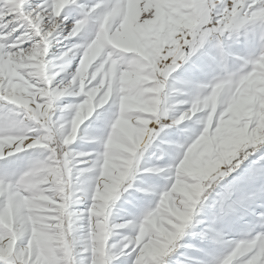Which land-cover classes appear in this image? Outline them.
<instances>
[{"label": "snow or ice", "instance_id": "obj_1", "mask_svg": "<svg viewBox=\"0 0 264 264\" xmlns=\"http://www.w3.org/2000/svg\"><path fill=\"white\" fill-rule=\"evenodd\" d=\"M213 2L215 9L211 12V23L189 32L187 28L178 31L174 21L178 13L190 11L193 7L206 12L204 0H0V213H6L11 208L16 216L26 214L36 196H52L49 184H41L39 188L27 185L38 170L54 169L57 165L62 170L66 165L71 168L72 177V187H65L63 198L57 203H47L46 211L38 213L35 232L30 225L23 237L16 233L18 238L11 253L7 240L12 232L6 226H0V238H3L0 239V264H22V261L23 264H171L170 255L153 254L152 244L140 225L143 218L156 207L161 195L172 187L176 179L173 175L175 166L202 129L200 126L195 133L192 132L190 126H194L196 117L174 122L192 106L191 103L179 105L178 110L167 118L154 116L151 112L144 114L147 125L144 129L145 139L150 138L151 145H156L160 152L157 159L168 162L148 166L140 163L141 170L136 173V178L141 182H129L132 186L125 184L127 191L120 190L126 193V216L121 217L119 223L111 221L116 226L113 233L114 230L118 231L108 236L105 243L96 246L92 243L91 234L92 217L96 211L94 204L99 197V177L104 171L101 154L105 152V142L111 147L108 137L119 115V105L114 106L113 101L109 100L81 123L82 116L77 108H83L88 103L85 93L91 96L88 89L98 84L104 73L95 80L90 74L88 79L91 83L85 81L87 87L84 93L71 95L78 97V102L65 104L62 98L68 95H58L57 85L63 87L61 81L66 84L77 75L78 68H84L93 59L95 63L89 73L101 66L107 71L117 57L130 62L143 59L145 63L155 66L161 80L167 77V82L172 86L184 85L181 88L183 93L176 95L179 100L188 99L197 88L215 84L221 77L237 69L230 63V57L245 65L241 75L250 72L261 51L256 49L249 55L240 56L225 46V38L242 22L231 21L232 0ZM245 7L253 16L247 26L259 25L261 29L264 28V19L257 18L264 13V0H246ZM133 18L135 31L131 38L125 39L124 34L129 30ZM221 31L223 36L220 35ZM106 35L112 37L111 42L100 47L93 44V41L99 42ZM213 40L218 50L216 54L210 50ZM38 41L48 44L44 57L46 61L53 43L63 42L59 54L53 59L59 61L60 68L64 70L59 71L52 80L48 92L37 95L35 102H30V98L25 100L18 96L15 88L22 86L34 92L36 89L31 85L44 87L38 83L39 77L30 75L38 64L33 49ZM202 75H208V78L201 79ZM76 85H79V79ZM107 87L106 82L105 90ZM94 114L95 118L90 119ZM97 121L100 123L97 124ZM94 127L100 128V134L90 132ZM84 140L94 142L96 147L82 150L75 146L78 141ZM35 153H42L43 157L32 155ZM141 172L147 175L139 176ZM234 172L236 175H231ZM242 182L253 185L264 183V146L247 156L231 172L225 173L209 190L207 201L210 198L211 201L205 207L212 210V216L199 234L208 231L211 226H221L217 222L214 224L217 209L222 203L238 200L232 197ZM85 200L89 202L87 207L72 209L74 202ZM116 201L110 204L111 210ZM41 202L46 203L45 200ZM59 209L64 210L65 236L68 239L63 247L52 243L49 234L40 229V218L60 217ZM70 216L85 221L77 225V230L87 229L81 234L88 238L87 245L68 236ZM261 221H264V202L253 203L243 220L227 223L228 228L250 230L247 239L254 242L243 257L247 264H264V244L254 240L257 233L264 232ZM50 222L58 224L59 219ZM42 234L48 237V242H41ZM245 235L241 231L238 237H232L242 239ZM188 246L204 251L197 245ZM222 247V254L211 259H192L195 264H228L227 257L234 245Z\"/></svg>", "mask_w": 264, "mask_h": 264}, {"label": "clouds", "instance_id": "obj_2", "mask_svg": "<svg viewBox=\"0 0 264 264\" xmlns=\"http://www.w3.org/2000/svg\"><path fill=\"white\" fill-rule=\"evenodd\" d=\"M204 4L207 7L206 12L193 7L190 11L178 13L174 21L176 29L181 31L187 28L191 32L211 23V12L215 9V3L213 0H204ZM245 4L246 0H232L231 21L242 23L229 33L228 39H232L233 36L239 39L240 35L247 37L249 32H255L253 27L247 26L253 16L249 15ZM257 18L264 19V13ZM241 28L244 29L243 33L240 31ZM220 35L223 36V31ZM111 40L112 37L106 35L100 38L99 42L93 41V44L100 47ZM33 49L38 64L34 66L36 70L30 75L39 77L38 83H42L44 87L37 88L36 85H31L36 89L34 92L22 86L15 88L18 96L25 100L30 98V102H35L37 95L48 92L52 80L59 71L64 70L59 64L44 59L48 51L47 43L38 41ZM257 49L261 51V56L254 62L250 72L241 75L245 65H240L215 84L197 88L185 100L176 99V95L183 93V89L170 85L167 77L161 80L156 74L155 66L145 63L143 59L130 62L117 57L107 71L101 66L89 73V69L95 63L93 59L84 68H78L77 75L66 84L61 81L63 87L57 85L58 95L79 96L87 87L85 81L91 83L88 79L90 74L95 80L102 72L104 73L100 82L88 89L91 96L85 93L88 103L84 104L83 108H77V112L82 116L81 123L95 112L97 107H103L109 100L113 101L114 106L119 105V115L108 137L111 147L109 148L105 142V152L101 154L104 158V164L101 165L104 171L99 177L97 189L99 197L95 200L96 211L92 217L91 240L94 245H102L108 236L114 234L113 229L116 226L111 223L110 204L122 195L121 189L127 191L125 184L128 187L132 186L129 181L134 180L136 173L141 170L140 163L151 146L150 138L145 139L144 129L147 125L144 114L151 112L154 116L167 118L178 110L179 105L191 103L192 106L174 122L180 123L185 118L192 120L196 117L194 126H190L191 130L195 133L200 126L202 129L188 145L179 164L175 166L173 175L176 179L172 187L166 194L161 195L156 207L143 218L140 225L152 244L153 254L166 256L182 247L180 242L189 234L190 229L194 224L201 223L198 217L204 211L207 194H210L209 190L213 185L225 173L231 172L235 166L242 163L247 156L264 146V28L258 33ZM55 68H59V71H50ZM72 138H75V128ZM41 184L50 185L52 196L47 198L36 196L26 214L16 216L13 212L10 214L9 210L0 213V226H6L12 232L7 240L8 246L15 245L18 238L16 233L23 237L29 231L30 225L31 230L35 232L37 208H46L47 203H57L63 198L65 187L71 189V168L66 165L62 170L59 165L54 169L43 168L27 181L30 187L39 188ZM42 200L46 203H42ZM257 202H264V183H260L256 190L248 193L246 197L220 204L214 224L219 221L221 226H211L208 231L199 234L202 240H208L213 244L225 247L234 245L227 257L228 264L233 262L247 264L243 257L254 241L247 239V235L250 234L248 229L242 230L246 234L245 238L234 239L225 230L227 223L232 220H243L251 205ZM59 211L60 217L40 218V229L49 234L50 240L63 247L68 243V239L65 236L64 210ZM56 219H59L58 224L50 222ZM78 219L79 217L75 219L72 216L68 217V236L87 245L88 238L78 232V226L74 227ZM261 223L264 224V221ZM254 240L264 244V232L257 233Z\"/></svg>", "mask_w": 264, "mask_h": 264}, {"label": "rangeland", "instance_id": "obj_3", "mask_svg": "<svg viewBox=\"0 0 264 264\" xmlns=\"http://www.w3.org/2000/svg\"><path fill=\"white\" fill-rule=\"evenodd\" d=\"M255 29V32H249L248 36L240 35L239 39H237L235 36L232 37V39L225 38V46L230 49L232 52L237 53L240 56H246L251 54L253 51H255L258 48V33L261 30L259 25L255 26H250ZM136 25H135V20L134 18L130 22L129 25V30L124 34L125 39L131 38L133 32L135 31ZM241 33L244 32V29L242 28ZM63 42L57 43L54 42L52 48L49 50L48 57L46 59L53 61L54 64H59L60 62L53 59V57L57 56L61 50V45ZM213 54L217 53V49L215 47V41H212V47L210 49ZM230 63L233 65V67H239L240 61L237 60L235 57H230ZM75 62V61H74ZM70 70V69H69ZM50 71H59V68L51 69ZM201 79H207L208 75H202L200 77ZM178 88H183L184 85L178 84ZM65 104L67 103H73V102H78L79 98L75 96L68 95L64 98H62ZM100 111V110H98ZM95 114L93 118L94 119ZM88 123V122H86ZM100 121H97V124H99ZM100 128L99 127H94L93 129L90 130L92 134H100ZM158 143V142H157ZM76 147L82 149V150H88L90 148L96 147V144L92 141L84 140V141H78L75 145ZM35 156H39L40 158L43 157L42 153H35L32 154ZM160 152L157 150V147L155 144L151 145L148 147V150L145 152L144 157L141 161L142 166H148L150 164H163L167 163L168 161H161L158 160L157 157H159ZM23 161H21L22 163ZM246 163V161H245ZM243 166V165H242ZM241 166V167H242ZM240 169H237L239 171ZM147 175L146 173H139V176H144ZM231 175H236V173H232ZM133 184H138L140 183V179L136 178L132 181H129ZM258 185H253L252 183H247V182H242L236 191L233 194V199H239L241 196L246 195L248 193H251L256 190ZM129 191H132V189H129ZM124 196H126V193H122V196L119 200H117L113 207H112V215L110 217L112 222L119 223L121 222L120 218L126 216V204L124 201ZM211 198L209 201L205 202V205L210 203ZM88 201L85 200L84 202H74L73 205L71 206L73 210H82L88 205ZM10 214H12L11 208H9ZM36 211L38 213H42L46 211V208H37ZM212 216V210L209 209L208 207L204 208V211L201 212L200 216L198 217L199 220L203 221V223L199 224H194V226L190 229L189 234L186 235L183 240L180 242L182 247L178 248L175 252L170 254V259H171V264H195V260L192 259L193 257H201L204 259H211L214 256H218L222 254L223 252V247L218 244H213L208 240H202L199 233L201 230L205 227L207 223L210 222ZM75 219V217H74ZM85 221L83 220H76V225H82L84 224ZM217 224L220 225L221 222L217 221ZM226 231L229 232L230 236H236L238 237L241 234V229L239 228H226ZM87 231L85 228H79V233L83 234ZM115 231L114 230V234ZM195 233V235L193 234ZM41 242H48V237L45 235H41ZM52 243H56L55 241H51ZM188 245H197L200 249H203L204 251H198L192 247H189ZM11 251H14V244H11ZM87 255V254H85Z\"/></svg>", "mask_w": 264, "mask_h": 264}, {"label": "bare ground", "instance_id": "obj_4", "mask_svg": "<svg viewBox=\"0 0 264 264\" xmlns=\"http://www.w3.org/2000/svg\"><path fill=\"white\" fill-rule=\"evenodd\" d=\"M11 244L8 246V251L10 252L11 251Z\"/></svg>", "mask_w": 264, "mask_h": 264}]
</instances>
